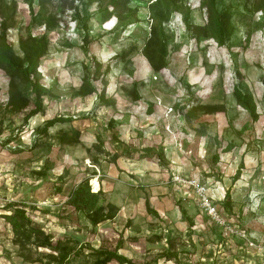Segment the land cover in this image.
<instances>
[{
  "label": "rangeland",
  "instance_id": "rangeland-1",
  "mask_svg": "<svg viewBox=\"0 0 264 264\" xmlns=\"http://www.w3.org/2000/svg\"><path fill=\"white\" fill-rule=\"evenodd\" d=\"M113 1L0 0L20 64L47 45L37 114L31 86L0 68V264H120L106 254L119 247L138 264H264L261 0H218L224 46L205 34L202 0H178L191 26L179 11L162 18L156 0ZM154 30L160 70L144 52ZM177 175L206 185L246 237L212 222L195 194L183 200ZM10 203L40 234L15 235Z\"/></svg>",
  "mask_w": 264,
  "mask_h": 264
},
{
  "label": "trees",
  "instance_id": "trees-1",
  "mask_svg": "<svg viewBox=\"0 0 264 264\" xmlns=\"http://www.w3.org/2000/svg\"><path fill=\"white\" fill-rule=\"evenodd\" d=\"M112 3L116 4V0H114ZM152 8L154 9V11L156 9H160L163 15L162 18L165 19H168L174 12L179 11L184 15L186 24L188 26L192 25L191 8L189 6H184L178 0H156L153 3ZM201 8L207 14L205 34L207 35V37L216 41L220 46H224L227 36L229 35L228 31L231 22L230 18L225 17L224 13L219 10L218 0H202ZM253 10L254 12H264V0H261L259 3H257L254 6ZM126 26L127 25H124V28ZM7 30V24L5 21H3L2 33L0 34V68H2L13 81H15L16 79H21L23 81H26L31 86L32 91L37 96L36 103L38 104L37 109L33 111L32 114H37L42 108L41 96L46 90L37 80L36 74L40 66V61L47 51V45L46 43H41L39 46V50L36 51L34 55L32 54L29 57L30 59L28 64H20L14 53L13 46L8 40ZM155 35L156 33L154 30L153 38L150 39L151 41H149V44L144 52L147 55L153 68L160 70L165 66V56L162 53L154 52L151 49V45L154 41V38L156 37ZM235 96L237 101L239 103H242L252 116H255L257 114V105L252 94L244 93L240 89L236 88ZM65 121H68V118L60 117L49 120L47 121L44 130L46 131L54 127L58 123H62ZM125 150L126 149H124L123 154H125ZM98 194H103L102 189L98 192ZM225 206L227 208L232 207V195L229 190L226 193ZM9 208L12 209L11 214L5 215V218L12 226V229L18 238L22 237L23 239H30L34 233L38 232V234H40V230L32 227V222L30 220V217L27 215L25 206L18 203H10ZM147 209L150 213L156 216L159 215L158 212L152 209L149 204H147ZM93 222L97 223V219L94 218ZM120 248L121 247L117 248L116 251H108L106 254L110 257V259H116L120 264H138L125 255L120 254ZM59 264H64V262H61Z\"/></svg>",
  "mask_w": 264,
  "mask_h": 264
},
{
  "label": "built area",
  "instance_id": "built-area-1",
  "mask_svg": "<svg viewBox=\"0 0 264 264\" xmlns=\"http://www.w3.org/2000/svg\"><path fill=\"white\" fill-rule=\"evenodd\" d=\"M173 182L175 185L181 187L179 190L183 192V200H187V196H192L191 193L195 194L196 204L202 213L216 225L224 228L227 234L231 233V235H233L237 233L242 237H246L245 233L241 231L238 232L229 225L227 219L220 211L218 204L214 201V196L210 193L206 185L200 183L196 179H191L182 175L174 176Z\"/></svg>",
  "mask_w": 264,
  "mask_h": 264
},
{
  "label": "bare ground",
  "instance_id": "bare-ground-1",
  "mask_svg": "<svg viewBox=\"0 0 264 264\" xmlns=\"http://www.w3.org/2000/svg\"><path fill=\"white\" fill-rule=\"evenodd\" d=\"M96 184H98L97 181H96Z\"/></svg>",
  "mask_w": 264,
  "mask_h": 264
}]
</instances>
